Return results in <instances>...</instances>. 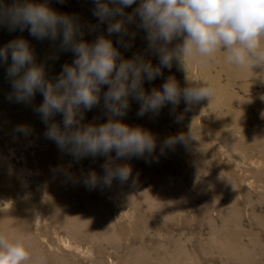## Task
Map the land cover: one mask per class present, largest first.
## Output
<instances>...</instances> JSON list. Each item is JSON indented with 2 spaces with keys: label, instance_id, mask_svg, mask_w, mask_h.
<instances>
[{
  "label": "rangeland",
  "instance_id": "1",
  "mask_svg": "<svg viewBox=\"0 0 264 264\" xmlns=\"http://www.w3.org/2000/svg\"><path fill=\"white\" fill-rule=\"evenodd\" d=\"M3 2L11 4L12 0ZM47 2L57 12L78 18L85 27L86 41L91 43L103 34L124 58L140 53L153 65L159 63L158 57L146 50L145 32L135 25H129L135 36L127 50L117 44L116 35H108L106 23L89 32L87 26L97 24L92 0ZM135 6L125 11L131 12ZM18 37L29 42L37 62L44 63L47 78L55 81L62 71L61 61L59 57L51 62L41 57L43 40L29 35L27 29L9 32L0 27V47ZM178 42L174 40L169 47ZM5 69L6 65H0V200L11 204L0 203V215L7 219L22 210L12 205L16 199L31 202L21 218L26 226L18 228L30 252H43L48 264H264V70L253 69L259 71L257 80L236 77L245 70L229 65L218 53L206 65L189 64L188 73L205 83L216 81L214 87L226 88L229 95L192 106L182 99L174 113L172 106L166 105L158 114L143 117L136 115L139 104L130 98V109L118 119L149 130L156 138V151L146 159L117 161L131 166L127 183L113 180L111 187L89 188L84 175L94 170L103 176L106 158L72 162L70 155L45 138L46 126L31 105L7 99L11 86ZM162 72V77L144 81L146 91L160 88L168 76H174L182 88L187 86L185 71L176 61L171 70ZM106 90L107 86H102L100 105L85 110L82 123L106 122L102 107ZM224 97L237 116L242 108L247 109L251 121L262 113L260 126L254 127L253 121L242 117L244 122L248 120V129L236 130L222 104ZM239 99L245 103H238ZM42 100L37 92L33 104ZM175 115L183 116L182 123L174 122ZM54 120L63 126L61 114ZM18 125L29 126L31 133L15 132ZM178 134L190 137L187 146L178 143L161 154L163 141ZM64 169L73 179L66 177Z\"/></svg>",
  "mask_w": 264,
  "mask_h": 264
},
{
  "label": "clouds",
  "instance_id": "2",
  "mask_svg": "<svg viewBox=\"0 0 264 264\" xmlns=\"http://www.w3.org/2000/svg\"><path fill=\"white\" fill-rule=\"evenodd\" d=\"M92 3L97 24H89V32L106 23L108 35H116L117 44L127 50L135 36L129 25H135L145 32L146 50L156 55L159 63L153 65L140 53L124 58L103 34L91 43L86 41L85 27L79 19L57 12L47 0H12L11 4L0 0V27L9 32L27 29L32 37L51 41L56 50L47 59H58L60 51H70L74 56L72 63H65L53 81L47 78L44 63L37 62L33 48L23 37L0 47V65H6L5 74L11 86L7 99L31 105L46 126L45 138L70 155L72 162L86 157L106 158L103 176L94 170L84 175L83 182L89 188L101 184L111 187L113 180L127 183L132 176L131 166L117 161L146 159L156 151V138L149 130L118 119L126 116L130 98L139 104L136 113L139 117L156 115L166 105H171L174 113L182 99L187 106L206 99L211 102L216 88L191 78L188 67L206 65L218 53L240 70H264V0H92ZM133 5L136 6L131 12L125 11ZM174 40L179 42L169 47ZM174 61L185 71L187 86L182 88L174 76H168L160 88L146 91L144 81L162 77V69L171 70ZM102 86H107L102 105L106 122L82 123L84 111L100 105ZM37 92L43 100L34 105ZM57 114L62 115V127L54 120ZM182 121V115H175L174 122ZM14 131L27 136L31 128L18 125ZM189 138L183 134L167 137L160 146L161 154L178 143L187 146ZM64 173L73 179L70 171L64 169ZM0 264H48V257L43 252H30L22 236L10 240L0 233Z\"/></svg>",
  "mask_w": 264,
  "mask_h": 264
},
{
  "label": "bare ground",
  "instance_id": "3",
  "mask_svg": "<svg viewBox=\"0 0 264 264\" xmlns=\"http://www.w3.org/2000/svg\"><path fill=\"white\" fill-rule=\"evenodd\" d=\"M41 57L45 60H47L48 62H51L52 60L51 59H47V57L52 53L54 52L56 49H55V46L51 43H49L48 40H43L42 41V44H41ZM58 57L60 58V61L61 63L59 64L60 67H61V70H62V66L65 64V63H69L71 64L73 59L71 58V55L68 53V52H65V51H60L58 53ZM259 71L257 70H247V71H243V72H240V73H237L235 76L236 77H241V78H247V77H251L253 78V80H257V73ZM224 73L229 75L231 72L229 69H224ZM213 85H217L216 81L213 83ZM216 96L218 95H221V94H224V95H229V92L226 88H223L221 86L217 87L216 88ZM222 101V104L225 106L226 108V114L230 115L233 119V123H234V128L236 130H239V131H244L245 129H248L247 128V122L249 120L250 123H252L253 121V125L254 127H259L260 126V123H261V118L260 116L262 115V113L259 114L257 120H252L251 121V118H249V113L247 111V109L245 108H242L241 112H240V116H237V113L234 112L233 110V107L232 105L230 104L229 102V99L226 97L223 98ZM238 103H245V101L243 100H238L237 101ZM248 104L249 103H252V102H247ZM257 105V104H256ZM258 109V108H257ZM260 111V109H258ZM242 117H247L248 120L246 122L243 121L244 118ZM257 123V124H256ZM264 125V124H263ZM238 145H240V143H237ZM20 185H24V183H21ZM62 198V197H61ZM10 202V201H9ZM0 203H3L4 205H7V204H11L8 203V202H5V201H1L0 200ZM31 202H29L30 204ZM27 204L26 201H23L21 199H16L14 204H12L14 207H17L19 209H22V210H17V213H12L10 215V218H7V219H2V215H0V233H3L5 234L10 240L14 237H19V232H18V228L23 230V227H25L26 225L24 223L21 222V218L23 217V215L25 214V206L26 205H29ZM62 210H66L65 207H63ZM54 215V214H53ZM55 217V216H54ZM56 218V217H55ZM13 226L16 228H13ZM10 230V233H8V231ZM27 229H25L23 232H26ZM22 237H23V233H22ZM24 239V238H23ZM24 242L26 243L25 239H24Z\"/></svg>",
  "mask_w": 264,
  "mask_h": 264
}]
</instances>
